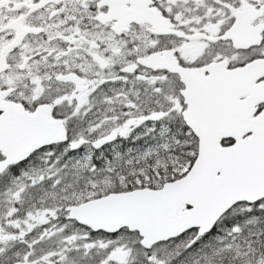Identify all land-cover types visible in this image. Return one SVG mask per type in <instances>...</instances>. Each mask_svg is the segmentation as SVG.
<instances>
[{
    "label": "snow or ice",
    "instance_id": "snow-or-ice-1",
    "mask_svg": "<svg viewBox=\"0 0 264 264\" xmlns=\"http://www.w3.org/2000/svg\"><path fill=\"white\" fill-rule=\"evenodd\" d=\"M0 264H264V0H0Z\"/></svg>",
    "mask_w": 264,
    "mask_h": 264
}]
</instances>
